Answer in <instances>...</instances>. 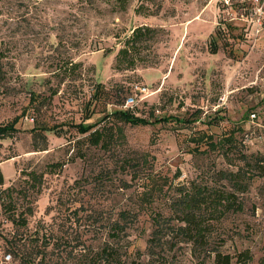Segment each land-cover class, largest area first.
I'll use <instances>...</instances> for the list:
<instances>
[{
	"label": "rangeland",
	"instance_id": "1",
	"mask_svg": "<svg viewBox=\"0 0 264 264\" xmlns=\"http://www.w3.org/2000/svg\"><path fill=\"white\" fill-rule=\"evenodd\" d=\"M236 8L220 0H127L123 8L113 0H0V122L18 115L17 129L0 137L3 185L20 169L41 172L27 232L66 230L75 243L70 251L48 246L40 264H77L81 253L104 240L124 264H209L211 256L201 248L190 253L184 241L155 245L149 254L146 238L150 216L172 210L177 183L233 168L238 148L264 153V31L239 38L233 26L222 30ZM229 21L243 27L237 18ZM138 24L158 27L144 50L149 62L113 68L121 37ZM125 95L132 96L131 105ZM121 98L136 114L172 119L100 120ZM78 121L111 123L113 136L89 144L72 125ZM31 126L48 127L44 148H32L43 138L33 139ZM230 132L236 146L225 158L218 141ZM236 195L241 209L211 222V245L231 255L229 264H264V172ZM119 210L130 220L112 239L108 219ZM0 229H12L2 213ZM243 250L249 257L235 258ZM0 264H18L1 240Z\"/></svg>",
	"mask_w": 264,
	"mask_h": 264
},
{
	"label": "trees",
	"instance_id": "2",
	"mask_svg": "<svg viewBox=\"0 0 264 264\" xmlns=\"http://www.w3.org/2000/svg\"><path fill=\"white\" fill-rule=\"evenodd\" d=\"M90 1V0H87ZM127 0H113L120 8H123ZM137 5L134 9L138 11ZM226 20V24L220 25L221 29L234 27L243 36H248L247 31L238 27L231 21ZM241 23V22H240ZM242 24V23H241ZM242 26V25H241ZM220 29V30H221ZM158 27L148 24H138L129 28V31L121 37L120 46L113 55V68L133 69L138 63L149 62L145 57L144 50L148 51L150 42L154 37ZM218 31V27L215 29ZM239 40L238 38H236ZM213 46L211 52L215 51V39L211 41ZM119 84V83H118ZM122 86V85H121ZM126 96V95H125ZM125 98V97H124ZM123 98V100H124ZM119 105L113 106L108 112L104 113L100 120L108 119L113 121L127 122L129 124H145L159 120L172 119L165 115L156 117L152 111L146 115L136 114L132 108L122 105V98L115 102ZM18 115H12L9 119L0 122V137L9 136L17 129L15 123ZM176 120V118L173 117ZM100 121L83 123L78 121L73 123L76 132L83 134L82 137L89 144L102 145L109 142L113 136L111 123ZM33 139L36 135L42 136V145L33 143L34 150L42 149L45 146L43 130L48 127L28 128ZM206 136V143L209 147L215 146L216 141L211 139L210 134ZM228 133L219 140L221 153L226 158L228 153L233 150L234 143ZM235 150V149H234ZM236 162L233 168L219 167L211 172V175L201 180L191 179L187 183H177L174 187L175 195L172 196V210L167 215H161L158 211L150 216L151 229L146 238L147 253L154 252L155 245L166 244L169 248L177 241L189 243L190 253L195 254L197 248H201L204 256H211L209 264H229L231 255L221 252L217 246L211 245L210 234L212 221L220 218L227 210L241 209V200L237 198L236 192L246 190L249 180L254 175H261L264 172V153L249 152L241 149L235 151ZM52 165L60 166L61 163L53 162ZM42 182V173L32 169H20L18 178L14 182L3 185L2 174L0 171V213L3 219L12 227L10 231L0 229V240L3 251L11 260H16L18 264H40L48 256V246L50 249L71 250L75 243L71 244L73 235L65 230L64 234L53 235L49 229H32L27 232V218L32 214L35 194L39 191ZM126 211H117V216L108 219L106 236L112 239L118 237L119 233L127 226ZM19 230V231H17ZM68 246V249H66ZM82 257L76 259L77 264H124L120 258L119 251L106 240L98 243L97 248L90 253H78ZM199 254V253H198ZM197 254V255H198ZM195 255V256H197ZM246 250L239 251L235 258H248ZM201 259V258H200Z\"/></svg>",
	"mask_w": 264,
	"mask_h": 264
},
{
	"label": "built area",
	"instance_id": "3",
	"mask_svg": "<svg viewBox=\"0 0 264 264\" xmlns=\"http://www.w3.org/2000/svg\"><path fill=\"white\" fill-rule=\"evenodd\" d=\"M232 2L237 5L236 15L228 18L240 20L243 28L247 31L248 37L255 38L264 31V0H220L221 5L224 7H231ZM133 89L141 92L145 90V86L134 84ZM131 101L132 96L126 95L123 102L131 105ZM253 115V112L249 113L250 117H253Z\"/></svg>",
	"mask_w": 264,
	"mask_h": 264
}]
</instances>
